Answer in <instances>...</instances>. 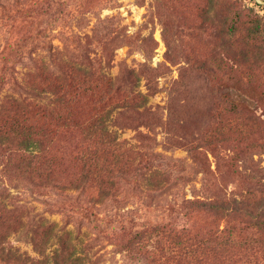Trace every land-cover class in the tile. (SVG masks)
<instances>
[{
    "label": "rangeland",
    "instance_id": "374dc122",
    "mask_svg": "<svg viewBox=\"0 0 264 264\" xmlns=\"http://www.w3.org/2000/svg\"><path fill=\"white\" fill-rule=\"evenodd\" d=\"M242 3L253 7L264 19L263 5L254 0ZM215 9H209L208 0H0V124L2 117L22 115L28 124L37 126L31 127L38 132L53 131L48 139L45 133L40 136L44 141L41 154L48 145L49 160L41 156L36 159L43 162L46 170L51 168L48 179L17 174L16 162L7 169L9 158L0 149V189L10 194L9 200L5 199L7 207H18L5 227L6 246L42 258L33 237L48 226V220L60 229L73 230V236L78 237L74 239L75 247H60L61 258L78 255L83 258L82 264L196 263L192 254L175 259L174 250L159 247L166 243L162 228L175 224L200 235L210 227L223 229L225 220L214 219L210 208L196 209L186 200L222 192L224 196L239 198L243 191L255 189L257 180L264 175V147H247L264 142V134H250L248 128L232 134L237 147L244 150L233 157L242 174L222 161L223 172L205 180L189 152L188 146L206 143L216 131L217 108L222 113V123L229 113L233 114L232 104L239 107L242 118L253 115L264 119L263 80L250 79L240 71L219 72L214 64L209 70L193 64L191 55L214 52L203 18L212 11L210 21L217 19ZM48 45H52V50H48ZM225 52L221 54L226 59ZM86 56L97 72H104L121 84L117 97L126 95L125 90L121 91L127 85L123 81L131 74L137 75L136 89L147 96L146 108L157 117H142L137 111L117 106L109 128L139 151V166L149 169V173L162 172L161 182L151 185L132 176L118 178L114 191L106 197L95 185H78L80 167L75 154L90 143L81 127L99 108L97 92L73 89L78 94L74 104L77 126L69 127L63 124L64 114L55 120L43 110L49 99L34 98L33 89L27 84L44 62L56 71L60 63H67L66 67L71 62L74 66L84 64ZM227 60L235 64L232 57ZM41 74L40 84L50 88L48 71ZM44 93L49 98L54 96L51 90ZM21 97L32 101L31 106L15 113L12 100ZM209 147L204 149L215 169L216 159ZM219 150L234 154L226 146L220 145ZM50 154L56 159L55 165L51 164ZM226 154L225 160H229ZM10 158L15 161L17 157L13 154ZM248 224L242 216L234 219V235L253 244L264 238ZM155 225L159 229L151 231ZM143 229L151 231V237L149 232L134 247H126L132 233ZM57 248L56 237L42 247L48 256H53ZM218 259L209 264H220Z\"/></svg>",
    "mask_w": 264,
    "mask_h": 264
},
{
    "label": "trees",
    "instance_id": "16d2710c",
    "mask_svg": "<svg viewBox=\"0 0 264 264\" xmlns=\"http://www.w3.org/2000/svg\"><path fill=\"white\" fill-rule=\"evenodd\" d=\"M216 5L219 6L215 9ZM208 7L210 10L215 9L219 15L217 19L210 21L212 11H209L205 13V18H203L205 33L212 39L214 52L203 56L191 55L193 64H199L205 70L211 69L212 64H214L219 72L232 74L234 71H240L250 79L257 78L264 82V19L255 12L253 7L242 3V0H208ZM227 35L230 36L226 37ZM48 50H52V45H48ZM222 51H226V59L221 54ZM231 57L235 60V64H231L227 60ZM86 59V63L76 66L72 65V62L68 67H66L67 63H65L66 65L60 63L56 71L50 70L44 62L32 74V79L27 84L33 89L31 92H33L34 98L49 99L43 106L38 105L42 106L44 111H48L55 120L62 119V114H64L63 124L69 127L77 126L75 123L77 117L74 116L76 106L74 104L76 99L78 100V94L73 89L80 87L86 91L97 92L96 103H99V108L93 114V118L81 127L83 136L90 143L83 146L81 152L75 154L80 167L78 185L82 188L95 185L101 196L106 197L114 191L118 178L124 179V177L132 176L136 181L142 180L151 185H154L155 181L161 182L162 179H159V176L162 175V172L153 170L149 173V169H143L139 166V156H137L139 151L129 147L127 140L120 139L117 131H112L109 128V122L117 106L137 111L142 114V117L146 114L157 117V114L152 112L150 108H146L147 96L136 89L137 75L131 74L123 81H126L127 85L124 84L125 89L122 87L121 91L125 90L126 95L117 97L121 84L117 80H111L106 73L97 72L91 59L89 57ZM235 65H237L236 69L234 68ZM44 70L48 71V78L51 83V87L48 89L41 85L38 80ZM4 80L5 77L1 76V81ZM12 80L17 83L13 76ZM18 86L24 88L22 85L18 84ZM50 90L54 93L53 98L45 96L44 92ZM115 97L117 99L113 101ZM31 102L28 98L21 97L20 99H13L11 104L16 113L18 109L20 112L25 107L31 106ZM232 106L234 115L229 113L225 123L220 121L222 113L218 108L216 109L215 116L219 118V123L216 125V131L210 134L206 143L200 141L188 146L189 152L199 164L205 180L210 179L219 171L223 172L222 161L230 169L237 170L239 174H242L233 157L238 154L241 155L244 150L237 147L235 138L232 136L233 133H240L242 128H248L250 134L255 135L259 132L264 134L263 118L253 115L247 119L242 118L238 112L239 107L234 104ZM143 107L144 109L141 110ZM2 119L0 149L9 158L8 162L5 163L7 169L16 162L18 165L15 170L19 175L50 178L51 168L46 170L42 167L43 162L40 161L42 163H39L36 159L40 156L46 160L49 158L47 154L48 145H45L46 149L43 148L41 154L44 141L40 136L45 133V138L48 139L49 134L52 135L53 131L38 127L40 129L38 132L33 128L37 126L28 124L26 116L22 115L20 118L8 115ZM24 122L30 126L25 125ZM207 145L210 146L209 150L216 159L215 169L212 168V163L206 152L207 149H204L207 148ZM220 145L226 146L228 150L231 149L234 154H226L227 151L223 153L219 150ZM247 147L259 149L264 147V142L251 143ZM13 154L17 157L15 161L10 158ZM225 154L229 160H225ZM50 157L51 164L55 165V157L51 154ZM244 176L249 177L247 174ZM257 181L255 189L243 191L239 198L224 196L225 193L222 192L212 197L186 200L196 209L205 207L209 210L210 208V211H213L214 219L222 218L225 220L226 226L223 229L210 227L204 235H200L187 228L181 229L182 226L169 225V227L162 228V232L159 230L166 239V243L162 246L159 245V247H168L170 250H174L176 252L175 259H181L184 255L187 257L186 254H192L194 255V262L197 264H209L210 260L216 257L219 258L220 264H239V261H245L247 264H264V238L253 244L234 235V219L237 220L239 216H242L245 222L249 223L248 228L251 227L264 235V175L263 179ZM1 191L0 189V264H82L83 258L81 256H74V254L66 258L64 256L61 258L62 254L59 256L60 247L76 246L74 239L77 240L78 237L73 236V230L60 229L56 223H51L48 220H45L48 226L33 237L35 247H39L43 254L42 258L31 257L16 247L6 246L4 243L7 238L5 227L10 218L18 211V207L8 208L5 199L9 200L10 194ZM158 229V226L155 225L151 231ZM151 231L143 229L133 232L125 246L134 247L136 242L143 239L147 233L150 232L149 237H151ZM51 237L58 239V248L53 256H48L44 254L42 247H45ZM221 255H223L222 258ZM72 258L74 261L71 260Z\"/></svg>",
    "mask_w": 264,
    "mask_h": 264
},
{
    "label": "water",
    "instance_id": "95a60500",
    "mask_svg": "<svg viewBox=\"0 0 264 264\" xmlns=\"http://www.w3.org/2000/svg\"><path fill=\"white\" fill-rule=\"evenodd\" d=\"M255 2L259 3L260 5L264 6V0H254Z\"/></svg>",
    "mask_w": 264,
    "mask_h": 264
}]
</instances>
